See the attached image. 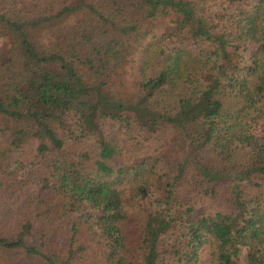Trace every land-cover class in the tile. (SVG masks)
<instances>
[{
    "label": "trees",
    "instance_id": "obj_1",
    "mask_svg": "<svg viewBox=\"0 0 264 264\" xmlns=\"http://www.w3.org/2000/svg\"><path fill=\"white\" fill-rule=\"evenodd\" d=\"M0 39V264H264V0H0Z\"/></svg>",
    "mask_w": 264,
    "mask_h": 264
},
{
    "label": "rangeland",
    "instance_id": "obj_2",
    "mask_svg": "<svg viewBox=\"0 0 264 264\" xmlns=\"http://www.w3.org/2000/svg\"><path fill=\"white\" fill-rule=\"evenodd\" d=\"M6 39L2 40L0 39V45H4ZM264 127V115L262 118L258 121V124L256 125V131L262 132ZM112 163L115 165L117 162L112 161ZM24 243L26 245L35 246L36 248H39V238L31 233H27L23 237ZM10 257V264H48L45 259L40 257L36 254H25L24 252L20 251H14L9 254Z\"/></svg>",
    "mask_w": 264,
    "mask_h": 264
}]
</instances>
